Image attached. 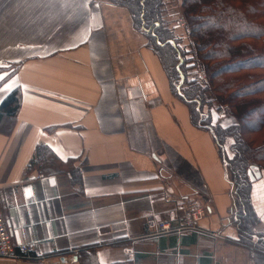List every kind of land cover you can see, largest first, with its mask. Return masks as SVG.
Segmentation results:
<instances>
[{
    "label": "crops",
    "instance_id": "1",
    "mask_svg": "<svg viewBox=\"0 0 264 264\" xmlns=\"http://www.w3.org/2000/svg\"><path fill=\"white\" fill-rule=\"evenodd\" d=\"M0 66L10 67L0 102L20 93L0 133V211L12 243L32 242L34 256L0 264H256L237 242L233 187L211 131L191 122L125 8L0 0ZM39 144L78 180L26 175ZM184 198L205 208L200 231L159 233L180 225ZM249 199L264 233L263 175Z\"/></svg>",
    "mask_w": 264,
    "mask_h": 264
},
{
    "label": "trees",
    "instance_id": "2",
    "mask_svg": "<svg viewBox=\"0 0 264 264\" xmlns=\"http://www.w3.org/2000/svg\"><path fill=\"white\" fill-rule=\"evenodd\" d=\"M108 1L125 8L133 27L146 37L174 96L188 106L191 122L211 131L233 187L237 242L252 247L255 263L263 264L264 233L256 231L259 221L250 204L247 170L251 165L264 169V0H180L188 51L164 22L162 0ZM19 106L18 89L1 100L0 133H9ZM212 107L232 123L213 125ZM247 135L254 136L252 142L245 140ZM256 138L260 140L254 143ZM32 171L39 177L65 173L78 180L69 160L61 161L41 144L26 166V175Z\"/></svg>",
    "mask_w": 264,
    "mask_h": 264
},
{
    "label": "built area",
    "instance_id": "3",
    "mask_svg": "<svg viewBox=\"0 0 264 264\" xmlns=\"http://www.w3.org/2000/svg\"><path fill=\"white\" fill-rule=\"evenodd\" d=\"M179 25L183 26V21L179 20ZM182 218L178 227L172 228L167 223L160 224L159 233L179 232L184 230L200 231L197 226L198 220L202 218L205 208L194 198H184L181 201ZM0 259L9 260H31L32 242H23L14 245L11 241L4 216L0 211Z\"/></svg>",
    "mask_w": 264,
    "mask_h": 264
},
{
    "label": "rangeland",
    "instance_id": "4",
    "mask_svg": "<svg viewBox=\"0 0 264 264\" xmlns=\"http://www.w3.org/2000/svg\"><path fill=\"white\" fill-rule=\"evenodd\" d=\"M163 1V13L161 14L165 18V23L168 24L169 27L173 30V33L175 35V38L178 39V42L180 43L181 47H183L185 50H189V38L186 34L185 27H186V21L181 15L180 11V0H162ZM179 20L183 21V26L179 25ZM10 67L8 66H0V71L8 70ZM11 72V71H10ZM192 74L199 76L200 72L197 73L196 71H193ZM191 74V75H192ZM176 83V81H175ZM180 81L177 83L179 85ZM203 112L206 111L205 107L202 110ZM209 115H210V122L213 125H220V126H226L230 123H232L231 117L227 116V114L224 111L217 112L212 107L210 108ZM254 122L252 120H249L248 124H253ZM253 135H247L245 137V140L251 141ZM260 138H256L254 143H257ZM252 142V141H251ZM261 175L264 176V169H260ZM258 232V230H257ZM257 255V254H256ZM264 264V262H263Z\"/></svg>",
    "mask_w": 264,
    "mask_h": 264
},
{
    "label": "water",
    "instance_id": "5",
    "mask_svg": "<svg viewBox=\"0 0 264 264\" xmlns=\"http://www.w3.org/2000/svg\"><path fill=\"white\" fill-rule=\"evenodd\" d=\"M247 176L249 182L252 183L261 177V171L257 166L251 165L247 170Z\"/></svg>",
    "mask_w": 264,
    "mask_h": 264
},
{
    "label": "snow or ice",
    "instance_id": "6",
    "mask_svg": "<svg viewBox=\"0 0 264 264\" xmlns=\"http://www.w3.org/2000/svg\"><path fill=\"white\" fill-rule=\"evenodd\" d=\"M262 66H264V65H262ZM3 79V77L2 76H0V80H2ZM6 90V89H5Z\"/></svg>",
    "mask_w": 264,
    "mask_h": 264
}]
</instances>
